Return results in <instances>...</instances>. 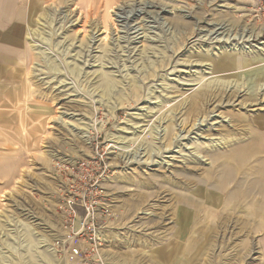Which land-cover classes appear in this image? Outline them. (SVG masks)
I'll use <instances>...</instances> for the list:
<instances>
[{"label": "rangeland", "instance_id": "374dc122", "mask_svg": "<svg viewBox=\"0 0 264 264\" xmlns=\"http://www.w3.org/2000/svg\"><path fill=\"white\" fill-rule=\"evenodd\" d=\"M263 142L264 0H0V264H71L78 162L107 264H264Z\"/></svg>", "mask_w": 264, "mask_h": 264}, {"label": "built area", "instance_id": "2783aa9c", "mask_svg": "<svg viewBox=\"0 0 264 264\" xmlns=\"http://www.w3.org/2000/svg\"><path fill=\"white\" fill-rule=\"evenodd\" d=\"M68 169V186L59 187L66 222L65 257L71 264H107L101 248L105 243L103 223L112 211L103 186L105 171L91 168L89 162H78Z\"/></svg>", "mask_w": 264, "mask_h": 264}, {"label": "bare ground", "instance_id": "6f19581e", "mask_svg": "<svg viewBox=\"0 0 264 264\" xmlns=\"http://www.w3.org/2000/svg\"><path fill=\"white\" fill-rule=\"evenodd\" d=\"M106 3V2H105ZM221 28L217 29L216 32H219ZM217 34V33H216ZM249 37V36H248ZM251 40V36L249 37L248 39V42ZM242 67H245L244 63H242ZM261 71V70H260ZM255 75L257 74L258 78L261 77V73H254ZM263 76V74H262ZM206 97H208V93L207 92H199V93H196V95L194 96V102H193V105H191L189 111H197L198 110V106L200 105V102L203 100V99H206ZM194 114V113H193ZM178 137V136H177ZM219 146L218 144L215 145V147ZM256 183H260L261 186H264V172L262 173V175L260 176V180H258ZM264 192V190H263ZM209 193L211 194V197L209 198H212L215 194L213 192H210ZM183 200H184V203L188 206H192L196 209V212H195V215L199 212V209L202 206H204L203 204L199 203V202H193L191 199L187 198V197H184L183 196ZM183 202V201H182ZM191 213V212H190ZM188 215V214H187ZM186 215V216H187ZM198 217V215L196 216ZM223 219V218H222ZM188 224V223H187ZM214 225V224H213ZM207 226V225H206ZM204 226V228L206 227ZM195 227V226H194ZM203 227V226H202ZM212 227V225L210 226V228ZM207 228V227H206ZM214 228V226L212 227ZM182 229V228H181ZM199 231V230H198ZM202 231V230H201ZM204 234V233H203ZM207 240V239H206ZM188 249H186V254H190V253H194V255H197V254H202L205 252V248L203 247L204 246V243L202 242V244H200V241L198 240V238H192V239H189L188 241ZM203 256V255H202Z\"/></svg>", "mask_w": 264, "mask_h": 264}, {"label": "crops", "instance_id": "0c3cea01", "mask_svg": "<svg viewBox=\"0 0 264 264\" xmlns=\"http://www.w3.org/2000/svg\"><path fill=\"white\" fill-rule=\"evenodd\" d=\"M5 63V62H4ZM264 143V142H263Z\"/></svg>", "mask_w": 264, "mask_h": 264}]
</instances>
